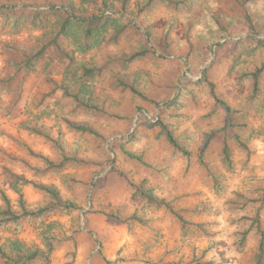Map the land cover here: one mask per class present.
<instances>
[{
  "label": "rangeland",
  "instance_id": "374dc122",
  "mask_svg": "<svg viewBox=\"0 0 264 264\" xmlns=\"http://www.w3.org/2000/svg\"><path fill=\"white\" fill-rule=\"evenodd\" d=\"M72 1L79 4V0ZM143 2L130 0L124 10L120 0H112L111 12L135 20L152 44L156 57L140 60L132 68L142 88L160 106L113 89L106 80L98 86L97 93L108 99L111 109L120 115L118 118L72 111L69 100L52 81L59 83L62 79L65 64L60 60L49 65L42 60L34 72L17 73L13 62L23 59V52H33L50 24L12 28L0 17V188L15 209L17 189L24 193L29 208L49 200L32 184L16 180V173L56 186L64 198L78 205L72 212L55 210L38 220L25 219L17 229L2 228L0 241L18 238L42 245L43 234L52 233L61 242L50 264H107L106 259L112 264H199L196 257L211 264H253L257 240L250 238L244 249L238 250V232L245 226L236 220L253 213L256 204L240 210L233 209L229 201L238 193L255 197L264 186V97L259 106L247 104L249 82L240 77L261 62L262 53L241 47L235 54L231 49L217 54L214 47L211 58L206 45L221 34H228L229 39L264 38V0L248 5V9L234 0H189V6L181 10L158 4L140 11ZM212 14L220 16L223 31L212 27ZM76 40L74 30L63 41V47L78 52ZM142 42L141 35L130 30L120 45L103 40L92 53L78 58L86 63L101 62L109 53L137 49ZM53 56L50 52L49 57ZM182 73L196 79L208 75L218 94L239 111L237 120L243 124L240 133L251 148L247 156L243 149L235 147L234 167L229 170L220 158V138L211 144L207 160L215 172L225 177V191L220 195L213 193L199 154L208 132L223 123L225 109L211 97L205 84L189 83L178 92L176 78ZM170 100L176 101L162 110L161 106ZM138 107L141 109L137 112ZM140 113L171 122L191 150L190 159L175 151L166 139L157 137L159 127L138 124ZM64 118L92 123L104 139L79 135L67 128ZM26 124L55 137L61 130L68 150H77L95 163L70 165L59 174L37 173L31 166H43L44 162L29 150L51 159L58 158V154L45 137L32 132ZM136 127L138 134L133 141L112 143ZM139 187L170 202L187 219L204 223L208 233L198 230L183 238L174 215L163 206L147 202L137 190ZM30 264L44 263L36 260Z\"/></svg>",
  "mask_w": 264,
  "mask_h": 264
},
{
  "label": "trees",
  "instance_id": "16d2710c",
  "mask_svg": "<svg viewBox=\"0 0 264 264\" xmlns=\"http://www.w3.org/2000/svg\"><path fill=\"white\" fill-rule=\"evenodd\" d=\"M234 1L241 8L248 9V5L255 4L257 0ZM120 2L122 8L126 10L130 0H120ZM188 2L189 0H144L139 10H150L158 4L168 6L174 10H181L189 6ZM89 6L92 9H89ZM111 7L112 0H79V4H76L72 0H0V17L12 28L25 24H28L30 27L42 28L46 24H50V29L38 38L33 52L30 54L23 52V59L13 62L16 72H34L38 69V65L42 60L47 62V65L52 63V61L60 60L65 64L62 79L59 83L54 80L52 81L55 84V89H60L64 97L69 100L74 112L82 111L89 115L120 117L117 112L111 109L108 99L101 97L97 93L98 86L106 80H109V85L113 89H119L134 99L139 98L160 106V103L151 98L146 90L142 88L138 73L132 68L134 63L144 60L149 56L155 58L156 52L137 22L123 15L111 12ZM211 24L217 31L224 30L218 14L211 15ZM74 30L77 33L75 50L78 52H71L63 47V41ZM130 30L136 31L143 38V42L139 48L109 53L101 62L86 63L81 59L92 53L94 47L103 40L115 46L120 45ZM219 37L213 38L206 45L211 58L215 55L213 52L214 47L217 54L227 49H231V54H235L236 50H239L241 47L253 52L258 50L262 53L261 62L252 70L242 72L240 76L249 82L250 95L247 98V104L259 106L264 97V38L251 36L229 39L228 34H221ZM221 39H225V41L221 42ZM50 52L54 53L53 58L49 57ZM176 83L179 85L178 92L186 89V85L189 83L205 84L209 87L211 97L218 105H222L225 109L223 123L208 132L205 144L199 154L200 163L206 170V178L210 183L213 193L220 195L225 191V177L212 169L207 160V153L213 141L219 137L222 144L220 158L229 170H233L234 167L233 150L235 147L243 149L247 156H250L251 148L240 133V128H242L243 124L237 120L239 111L218 94L216 84L206 74L196 79L188 76L186 73H182L181 76L176 78ZM170 101H168V105L164 103L161 109L167 110L168 106H171L176 100ZM136 109L138 112L141 108L138 107ZM64 120L68 129L81 136L88 135L97 139H104L103 134L90 122H73L69 118H64ZM138 124L159 127L157 137L166 139L174 146L175 151L184 154L190 159L191 150L184 139L175 133L174 125L171 122L160 117L155 120V118L149 117L145 113H140ZM25 126L32 132L45 137L58 154V158L51 159L46 155L29 150L31 155L40 158L44 162L43 166H31L37 173L59 174L70 165L82 166L95 163L80 156L77 150H68L65 146L61 130H59L58 135L55 137L50 132H45L37 126L30 124H26ZM137 134L138 129L136 127L128 135H121L114 139L112 143L118 142L124 144L133 141ZM106 151H108L107 146ZM14 176L16 180L21 181L23 184H32L34 188L44 193L49 200L37 208H29L24 193L20 189H17L18 208L15 209L11 198L0 188L2 199V204L0 205V229L8 226H13V228L17 229L25 219L38 220L55 210L72 212L78 209V205L73 200L64 198L56 186L36 182L33 179L16 173H14ZM259 189V193L255 197L238 193L236 199L229 201L233 209L240 210H245L251 204H256L253 213L244 214L236 220L243 222L245 226L238 232L239 238L236 242L238 250H243L250 238L257 240L253 264H264V186ZM137 190L147 202L158 207L163 206L174 215L181 225L183 238H188L198 230L208 233L204 223L187 219L170 202L158 199L150 190L142 187H139ZM60 242L57 236L52 233L43 234L42 245L29 244L18 238L12 241H0V264H30L36 260L42 261L44 264H50ZM195 259H197L196 262L199 264L212 263L211 261H204L201 257H196ZM106 262L107 264H112V261L109 259H106ZM167 264L180 263L172 262Z\"/></svg>",
  "mask_w": 264,
  "mask_h": 264
}]
</instances>
